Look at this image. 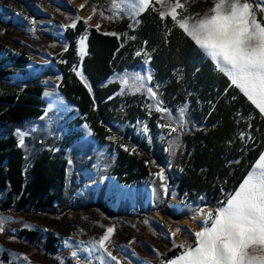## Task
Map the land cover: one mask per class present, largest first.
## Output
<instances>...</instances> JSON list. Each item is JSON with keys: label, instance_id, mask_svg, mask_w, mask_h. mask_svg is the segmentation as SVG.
Segmentation results:
<instances>
[{"label": "trees", "instance_id": "trees-1", "mask_svg": "<svg viewBox=\"0 0 264 264\" xmlns=\"http://www.w3.org/2000/svg\"><path fill=\"white\" fill-rule=\"evenodd\" d=\"M141 18L138 39L141 43L147 41L145 46L155 69H143L141 74L151 73L152 87L166 112L186 110L193 122L201 125L183 135V154L173 174L177 194L186 202L220 205L227 193L239 187L264 149V118L237 88L230 86L228 78L216 70L189 37L172 27L170 18L162 21L152 7ZM166 28H172L170 35L165 36ZM105 33L79 20L74 28L65 31L69 40L65 62L53 57L48 63L33 64L25 50L17 53L0 44V79L19 69L34 81L22 91L0 90V190L7 192L0 199L1 211L54 208L66 194L70 163L65 154L43 147V136L38 133L27 137L21 146L14 132L22 122L44 114L42 81L58 72L63 75L62 91L90 122L95 131L91 140L98 145H105L111 135L101 123L103 119L134 123L136 128L138 119L148 118L150 127L145 136L140 137L138 129L130 124L125 129L124 137L131 140L127 151L119 145L110 149L115 154L112 171L118 180L142 184L153 178L156 166L172 161V151L165 149L168 145L159 125L166 112L145 107L146 92L137 98L109 99L121 88L114 76L137 71L140 59L122 46L121 37ZM79 35L87 37L88 53L81 66L91 91L69 69ZM155 203L157 210L168 214L163 210L161 191ZM171 212L178 218L189 216L186 210L178 215L175 210ZM21 234L33 241L40 239L36 231L23 229ZM57 242V237L50 234L44 247L55 251ZM175 254L171 251L169 257Z\"/></svg>", "mask_w": 264, "mask_h": 264}, {"label": "rangeland", "instance_id": "rangeland-1", "mask_svg": "<svg viewBox=\"0 0 264 264\" xmlns=\"http://www.w3.org/2000/svg\"><path fill=\"white\" fill-rule=\"evenodd\" d=\"M69 2L74 7L79 3L83 4L82 11L88 16L79 14L65 0H0V44L6 50L17 53L25 50L33 64L48 63L53 57L65 62L69 40L62 32L72 29L70 25L74 21L77 25L79 20L85 21L91 15L92 18L87 22L89 27L99 25L100 31L115 33L121 37L122 46L140 59L137 71L127 70L114 76L113 80L119 81L120 85L125 78L130 83L129 87L123 90L121 85V88L109 99L114 100L124 96L140 97L145 91L133 94L131 87L135 83L133 74H141L142 66H149L147 69L155 71L150 67V62L144 64L146 58L144 53L147 52L150 57L151 53L145 43H141L138 39V30L143 24L141 14L131 13L128 0H116L120 5L118 9L114 8V0H69ZM248 2L255 8L256 0H248ZM153 5L158 14L163 10L155 0ZM94 6L96 13L93 15ZM187 7L188 11L185 14L203 15L213 7V0H189ZM100 13H103V16ZM78 17L80 19H77ZM257 18L262 19L259 11ZM81 37H85L83 56L80 53ZM137 51L141 55L137 56ZM87 53V37L79 35L76 38L75 56L69 62V69L76 75L77 72H81L85 80L87 78L82 70L81 60ZM147 74L146 72L145 75ZM78 78L83 82L80 76ZM62 79V73L58 72L56 76L42 81L44 114L38 119L22 122L14 132L18 141L20 140L18 133H24V142L27 137L38 133L43 136V147L54 148L55 151H62L65 154L70 163L66 194L54 208L0 210V218H10V220L6 219L4 231L0 232V251L7 254L5 259H0V264H166L181 251L180 248L173 247V240L176 244L194 243V233L200 230V227L194 225V216L201 213L203 208L206 213L219 206L183 201L175 189L173 174L175 165L183 154V135L197 130L201 125L194 123L186 110L183 115L180 110L166 112L159 125L163 130L162 137L168 145L167 150L172 151V161L168 166H156L153 178L142 184L123 183L112 171L115 154L110 152V149L118 145L127 148L131 140L124 137V132L130 123L121 124L116 120L107 122L103 119L101 123L107 127L111 135L105 145H98L93 139L91 140L95 131L90 122L62 91ZM33 82L28 74H22L18 69L13 74L0 79V90L4 93L22 91ZM88 84L90 86L89 82ZM148 86L152 87L151 82ZM146 95L148 98L144 100V106L149 108V105H154V101L147 92ZM147 122L148 118H141L138 119L136 128L134 123L130 126L136 131L138 129V135L141 137L148 132L144 131L145 126L147 129L150 127ZM84 125L88 127L85 128ZM172 127L177 131L171 132ZM161 169H164L166 177L163 182L156 175ZM163 183L167 185L166 194L162 187ZM160 191L161 201H164L163 210L168 214L157 210L158 204L155 201ZM6 194V190H0V199L5 198ZM171 210H175L177 215L186 210L189 216L178 218ZM159 215L174 228V232L177 228L181 231L173 237L160 225ZM109 227H113L114 232L106 242V247L108 252L116 257L115 261L99 245L100 239ZM23 229L38 232L40 239L28 242L19 238L17 234ZM50 234L58 239L55 251L44 247L45 238ZM171 251L176 254L169 257ZM73 252L76 253L75 256ZM25 256L27 260L24 259Z\"/></svg>", "mask_w": 264, "mask_h": 264}, {"label": "snow or ice", "instance_id": "snow-or-ice-1", "mask_svg": "<svg viewBox=\"0 0 264 264\" xmlns=\"http://www.w3.org/2000/svg\"><path fill=\"white\" fill-rule=\"evenodd\" d=\"M163 9L159 17L163 21L170 18L173 28H179L189 37L214 64L217 71L223 73L231 82L230 86L239 89L247 101L257 109L264 118V0H256V5L248 0H213L211 7L203 15L185 14L188 11L189 0H155ZM131 13L139 15L150 7L155 11L153 0H128ZM81 8L84 7L82 4ZM120 5L114 0V8ZM257 11L262 19L257 18ZM93 15L96 13L93 7ZM103 16V13H100ZM91 15L85 19L87 24ZM77 19H80L79 17ZM75 21L70 27H75ZM99 30V25L96 26ZM172 28H166L165 36L170 35ZM116 35L115 33H105ZM135 39V37H130ZM85 37L80 39V53L84 55ZM147 44V41L144 42ZM137 56L141 55L139 51ZM144 64L150 62V55L145 52ZM85 87L91 88L81 72H77ZM135 83L131 85L133 94L145 91L153 99L157 111L166 112L157 92L148 86L152 80L147 75L133 74ZM127 78L121 81L122 90L129 87ZM158 87V86H157ZM235 98V97H233ZM184 110L180 113L183 115ZM169 115H171L169 113ZM251 119V117H249ZM250 126V125H249ZM87 128V125H84ZM163 127V125H162ZM144 131L148 129L145 126ZM175 127L171 132H176ZM21 146L24 144V133H18ZM243 133L241 138L243 139ZM127 151L128 149L125 148ZM135 151L134 149L132 150ZM163 182L166 180L164 169L156 174ZM165 194L166 183L162 184ZM6 219L0 218V232L4 231ZM195 219V217H194ZM181 231L177 228L171 235L175 237ZM114 232L109 227L99 241L101 248L107 252L113 261L116 260L108 252L106 242ZM191 234V233H189ZM194 243L176 244L173 247L181 251L166 264H264V153H262L252 170L233 192L227 193L224 200L214 210L204 213L203 224L194 233ZM76 253L73 252V256ZM27 260V257H24Z\"/></svg>", "mask_w": 264, "mask_h": 264}, {"label": "bare ground", "instance_id": "bare-ground-1", "mask_svg": "<svg viewBox=\"0 0 264 264\" xmlns=\"http://www.w3.org/2000/svg\"><path fill=\"white\" fill-rule=\"evenodd\" d=\"M65 2H66L68 5H72L71 2H69V0H65ZM81 5H82V4L79 3V4H77V6H75V7H74V5H72V7H73V8H74L79 14H81L82 16H88V14L83 13L82 8L80 7ZM204 213H205V208L202 209L201 213L196 214V215L194 216V217H195V219H194V221H195V222H194V225H196L198 228H199V227L201 228V226H202V224H203ZM158 220H159L160 225L165 229V231H167L168 233H172V232H174V228H173L168 222L163 221L161 215H159ZM188 230H190V229L188 228ZM185 244H186V243H185Z\"/></svg>", "mask_w": 264, "mask_h": 264}, {"label": "crops", "instance_id": "crops-1", "mask_svg": "<svg viewBox=\"0 0 264 264\" xmlns=\"http://www.w3.org/2000/svg\"><path fill=\"white\" fill-rule=\"evenodd\" d=\"M17 236L21 239L28 241V242H33V240H30L28 237L22 235L21 232L19 234H17ZM0 250H1V248H0ZM6 255H7L6 252L1 253V251H0V259H5Z\"/></svg>", "mask_w": 264, "mask_h": 264}, {"label": "water", "instance_id": "water-1", "mask_svg": "<svg viewBox=\"0 0 264 264\" xmlns=\"http://www.w3.org/2000/svg\"><path fill=\"white\" fill-rule=\"evenodd\" d=\"M150 67H152V66L150 65ZM144 68L147 69V68H149V66H142V69H144Z\"/></svg>", "mask_w": 264, "mask_h": 264}, {"label": "built area", "instance_id": "built-area-1", "mask_svg": "<svg viewBox=\"0 0 264 264\" xmlns=\"http://www.w3.org/2000/svg\"><path fill=\"white\" fill-rule=\"evenodd\" d=\"M62 33H63V35L65 36V32H62ZM65 37H66V36H65ZM164 109H165V108H164ZM165 149L167 150V147H165ZM168 165H169V164H168ZM168 165H167V166H168ZM159 166H160V164H159Z\"/></svg>", "mask_w": 264, "mask_h": 264}]
</instances>
